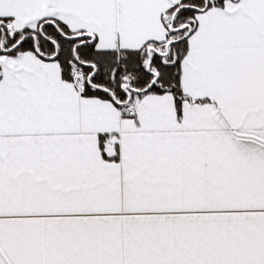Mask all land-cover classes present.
Wrapping results in <instances>:
<instances>
[{
	"label": "snow or ice",
	"instance_id": "6c2138e0",
	"mask_svg": "<svg viewBox=\"0 0 264 264\" xmlns=\"http://www.w3.org/2000/svg\"><path fill=\"white\" fill-rule=\"evenodd\" d=\"M0 264H264V0H0Z\"/></svg>",
	"mask_w": 264,
	"mask_h": 264
}]
</instances>
